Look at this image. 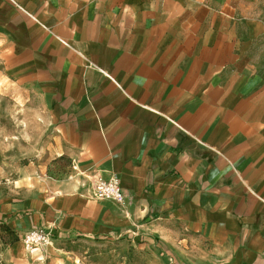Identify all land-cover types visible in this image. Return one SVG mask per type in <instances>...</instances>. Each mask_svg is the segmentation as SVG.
Masks as SVG:
<instances>
[{"label":"crops","instance_id":"1","mask_svg":"<svg viewBox=\"0 0 264 264\" xmlns=\"http://www.w3.org/2000/svg\"><path fill=\"white\" fill-rule=\"evenodd\" d=\"M0 69L42 104L70 166L30 199L27 229L60 242L167 225L196 232L201 264H264L256 20L226 0H0ZM95 174L123 200L93 195Z\"/></svg>","mask_w":264,"mask_h":264},{"label":"rangeland","instance_id":"2","mask_svg":"<svg viewBox=\"0 0 264 264\" xmlns=\"http://www.w3.org/2000/svg\"><path fill=\"white\" fill-rule=\"evenodd\" d=\"M226 3L231 14L264 26V0ZM37 100L0 69V264H201L207 258L208 247L195 231L167 225L161 234L153 229L149 235L114 232L99 239L51 240L43 247H27L23 234L37 212L28 206L30 199L48 198L51 182L70 178L65 175L68 162L52 148L55 137ZM19 211L29 215L12 226L9 218Z\"/></svg>","mask_w":264,"mask_h":264},{"label":"built area","instance_id":"3","mask_svg":"<svg viewBox=\"0 0 264 264\" xmlns=\"http://www.w3.org/2000/svg\"><path fill=\"white\" fill-rule=\"evenodd\" d=\"M91 188L97 197H109L116 201H122L124 195L121 190L120 182L117 176L111 175L108 178H102L99 175H93ZM52 239L50 228L34 227L23 234V242L27 247H43L49 245Z\"/></svg>","mask_w":264,"mask_h":264},{"label":"trees","instance_id":"4","mask_svg":"<svg viewBox=\"0 0 264 264\" xmlns=\"http://www.w3.org/2000/svg\"><path fill=\"white\" fill-rule=\"evenodd\" d=\"M93 239H99V238L95 236V237H93Z\"/></svg>","mask_w":264,"mask_h":264}]
</instances>
